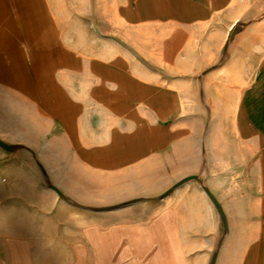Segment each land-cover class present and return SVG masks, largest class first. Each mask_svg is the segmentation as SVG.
<instances>
[{
	"label": "crops",
	"instance_id": "obj_1",
	"mask_svg": "<svg viewBox=\"0 0 264 264\" xmlns=\"http://www.w3.org/2000/svg\"><path fill=\"white\" fill-rule=\"evenodd\" d=\"M142 1L177 26L207 21L226 2ZM259 42L264 50V36ZM79 60L68 63L48 15L26 0H0V119L7 112V127H23L20 114L28 116L33 99L46 105L54 88L63 112L75 116L83 105L95 114L94 151L39 158L47 174L30 154L0 163V264H264V58L230 141L169 136L159 116L176 105L172 88L161 94L153 82L145 93L107 58L89 60L104 65L99 73ZM211 195L228 203L227 233Z\"/></svg>",
	"mask_w": 264,
	"mask_h": 264
},
{
	"label": "rangeland",
	"instance_id": "obj_2",
	"mask_svg": "<svg viewBox=\"0 0 264 264\" xmlns=\"http://www.w3.org/2000/svg\"><path fill=\"white\" fill-rule=\"evenodd\" d=\"M23 1L16 3L22 5ZM26 1L57 24L69 64L78 56L79 62H85L81 67L99 73L104 65L88 64L89 60L107 58L112 62L109 67L122 69L142 83L145 93L153 82L161 94L172 88L176 105L168 113L161 108L159 116L161 122L170 124L169 136L191 132L201 141L206 137L231 140L243 91L264 58L259 42L264 36V0H226L222 10L209 20L184 26L156 20L142 0ZM120 58L122 63L116 64ZM55 91L50 92L46 105L39 98L33 99L28 116L20 114L24 121L21 128L7 127L9 115L5 112V120L0 119V140L6 146L0 144V163L4 160L3 164H8L15 154H30L36 168L47 174L48 162L39 158L94 151L88 137L95 131L91 127L95 114L83 105L75 116L63 112L56 104ZM185 121L190 130L185 129ZM205 147L199 146V152L205 153ZM45 181L52 183L48 176ZM226 204H219L225 233L230 214Z\"/></svg>",
	"mask_w": 264,
	"mask_h": 264
},
{
	"label": "water",
	"instance_id": "obj_3",
	"mask_svg": "<svg viewBox=\"0 0 264 264\" xmlns=\"http://www.w3.org/2000/svg\"><path fill=\"white\" fill-rule=\"evenodd\" d=\"M0 144H2L3 146H6V144L2 140H0ZM211 197H212L213 201L217 204L218 208L220 209V206L217 203V201L215 200V198L212 195H211Z\"/></svg>",
	"mask_w": 264,
	"mask_h": 264
}]
</instances>
